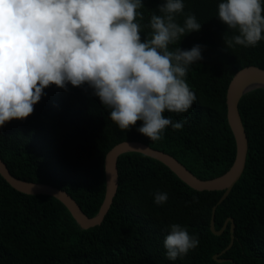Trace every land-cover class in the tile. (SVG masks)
Returning <instances> with one entry per match:
<instances>
[{
    "label": "trees",
    "instance_id": "16d2710c",
    "mask_svg": "<svg viewBox=\"0 0 264 264\" xmlns=\"http://www.w3.org/2000/svg\"><path fill=\"white\" fill-rule=\"evenodd\" d=\"M164 2L142 0V42L150 32L151 15H159ZM183 2L177 22L183 25L191 13L201 29L169 49L200 45L203 57L186 77L197 98L192 108L163 113L186 121L183 128L168 127L153 142L137 131L142 121L121 131L87 85L69 84L67 90L51 85L29 117L0 127V157L15 177L66 191L93 218L105 198L106 156L120 143L143 142L168 153L202 180L221 177L232 168L237 146L227 118V91L240 70L264 69V39L255 47L226 49L224 34L238 33L218 19L221 0ZM239 111L249 139L247 164L215 217L216 230L234 219V245L218 258L226 261L214 256L229 246L231 222L221 236L210 227L213 207L224 191H196L163 163L130 152L118 160L119 189L109 213L100 226L87 230L58 199L23 194L0 174V264H264V88L245 94ZM156 191L167 192L165 204L154 203ZM172 223L199 238V245L176 261L166 258L163 246Z\"/></svg>",
    "mask_w": 264,
    "mask_h": 264
},
{
    "label": "clouds",
    "instance_id": "9594fccd",
    "mask_svg": "<svg viewBox=\"0 0 264 264\" xmlns=\"http://www.w3.org/2000/svg\"><path fill=\"white\" fill-rule=\"evenodd\" d=\"M142 0H0V127L34 112L56 85L67 90L87 85L121 131L142 121L137 131L151 141L164 130L183 128L169 113H186L196 101L186 77L190 66L203 59L202 46L170 50L187 33L199 31L194 14L183 25V0H165L159 15L150 17V32L141 40ZM264 0H221L218 19L229 30L226 49L255 47L264 39ZM158 206L167 192L153 193ZM196 199V198H194ZM163 246L176 261L199 245L179 223L168 226Z\"/></svg>",
    "mask_w": 264,
    "mask_h": 264
},
{
    "label": "water",
    "instance_id": "95a60500",
    "mask_svg": "<svg viewBox=\"0 0 264 264\" xmlns=\"http://www.w3.org/2000/svg\"><path fill=\"white\" fill-rule=\"evenodd\" d=\"M264 83V69L256 66L246 67L233 77L227 91V118L236 140L237 152L236 159L232 168L223 176L212 179L202 180L194 175L186 166L179 162L172 155L160 150H156L149 145L130 141L123 142L111 149L105 159V173H106V193L103 204L99 213L91 218L87 216L77 201L66 191L54 187L50 184L33 183L15 177L9 170L6 163L0 157V174L1 176L17 191L27 195H47L58 199L71 212L77 224L83 230H87L96 226H100L107 214L109 213L114 199L117 196L119 189V170L118 160L120 156L137 152L147 157L157 160L167 166L174 174H176L184 183L196 191H224L223 196L218 204L213 207L211 219V231L216 236H221L229 222H231V242L229 246L220 254L214 256V259L219 262H224L226 259H218L219 256L226 254L234 245L235 242V223L233 218H228L221 230H216L215 217L218 205L223 203L236 184L240 181L247 164L249 139L243 120L239 111V104L242 97L262 86H256L255 81Z\"/></svg>",
    "mask_w": 264,
    "mask_h": 264
},
{
    "label": "bare ground",
    "instance_id": "6f19581e",
    "mask_svg": "<svg viewBox=\"0 0 264 264\" xmlns=\"http://www.w3.org/2000/svg\"><path fill=\"white\" fill-rule=\"evenodd\" d=\"M256 82V86H262V85H264V83L263 82H261V81H259V80H257V81H255Z\"/></svg>",
    "mask_w": 264,
    "mask_h": 264
}]
</instances>
